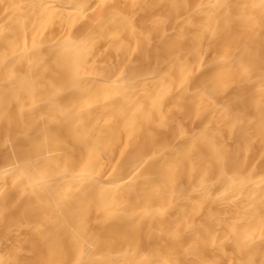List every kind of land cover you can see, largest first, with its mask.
Instances as JSON below:
<instances>
[{
    "label": "bare ground",
    "instance_id": "1",
    "mask_svg": "<svg viewBox=\"0 0 264 264\" xmlns=\"http://www.w3.org/2000/svg\"><path fill=\"white\" fill-rule=\"evenodd\" d=\"M0 264H264V0H0Z\"/></svg>",
    "mask_w": 264,
    "mask_h": 264
}]
</instances>
